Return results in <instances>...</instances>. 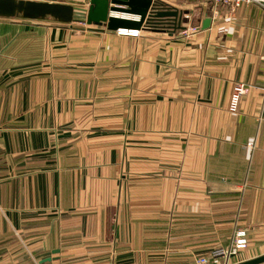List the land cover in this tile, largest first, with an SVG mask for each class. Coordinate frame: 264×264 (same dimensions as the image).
Wrapping results in <instances>:
<instances>
[{"label": "crops", "instance_id": "0c3cea01", "mask_svg": "<svg viewBox=\"0 0 264 264\" xmlns=\"http://www.w3.org/2000/svg\"><path fill=\"white\" fill-rule=\"evenodd\" d=\"M161 1L198 32L0 17V264L264 255V11Z\"/></svg>", "mask_w": 264, "mask_h": 264}, {"label": "water", "instance_id": "95a60500", "mask_svg": "<svg viewBox=\"0 0 264 264\" xmlns=\"http://www.w3.org/2000/svg\"><path fill=\"white\" fill-rule=\"evenodd\" d=\"M117 14L131 15L135 19L118 17ZM17 16L27 20H44L50 17L64 24L77 19H85L87 25H105L107 30L112 32L118 29L139 30L144 24L160 19L167 20L171 24V32L182 28L180 12L176 9L160 8L156 4H151L149 0H89L87 9L76 8L53 0H0V17L14 18ZM209 25L210 19L206 18L201 28L207 29ZM263 263L264 255L237 264Z\"/></svg>", "mask_w": 264, "mask_h": 264}, {"label": "built area", "instance_id": "2783aa9c", "mask_svg": "<svg viewBox=\"0 0 264 264\" xmlns=\"http://www.w3.org/2000/svg\"><path fill=\"white\" fill-rule=\"evenodd\" d=\"M149 1L151 2V4H156V6L158 3L160 4L162 2L161 0H149ZM211 1L215 6H227L231 10H236L242 6H247V5H257L264 11V0H211ZM144 27H148L147 24H144L142 26V30L144 29ZM198 30L199 28L196 26L193 27L184 26L179 30V33L182 34L183 36H190L198 32ZM140 31L141 28L139 30L118 29L116 31V34L119 36H128V37L137 38L140 35ZM246 93H247V86H245L242 83L233 84L229 98L228 112L230 113L237 112L239 102ZM247 146L252 148L253 144L250 143ZM246 246H247L246 233L243 230H238L234 232L229 246L227 248H219L214 250L210 254V258L221 259L223 262L222 264H229L230 259L237 256L241 250H244L246 248ZM196 264H208V259L199 258L197 259Z\"/></svg>", "mask_w": 264, "mask_h": 264}, {"label": "rangeland", "instance_id": "374dc122", "mask_svg": "<svg viewBox=\"0 0 264 264\" xmlns=\"http://www.w3.org/2000/svg\"><path fill=\"white\" fill-rule=\"evenodd\" d=\"M76 8L86 9L85 7H76ZM177 11L180 12L179 10H177ZM180 13H181V12H180ZM183 18H185V17H184V15L182 14V20H183ZM182 20H181V21H182ZM84 21H85V20H83V19L77 20V21L74 22L73 25H74V27H76V28L78 27V28L83 29V30H85V29H92V30H95V31L100 30V29H98V28H97V29L90 28V27L87 28L88 26L85 25ZM182 24H183V23H181V27H182ZM191 26H195V25H191ZM187 27H189V26H187ZM196 27H197V26H196ZM143 31H144V32H143L144 34H148L149 32H150V33H151V32H155V30H154V29H151L150 27H144ZM169 31H171V29H169ZM176 31H179V30H176ZM176 31H175V32H176Z\"/></svg>", "mask_w": 264, "mask_h": 264}, {"label": "trees", "instance_id": "16d2710c", "mask_svg": "<svg viewBox=\"0 0 264 264\" xmlns=\"http://www.w3.org/2000/svg\"><path fill=\"white\" fill-rule=\"evenodd\" d=\"M158 7H162L161 4H157ZM171 24L167 21V20H156V22H150L148 23V27H150L151 29H154L155 31L157 30H168L171 29L170 26Z\"/></svg>", "mask_w": 264, "mask_h": 264}, {"label": "bare ground", "instance_id": "6f19581e", "mask_svg": "<svg viewBox=\"0 0 264 264\" xmlns=\"http://www.w3.org/2000/svg\"><path fill=\"white\" fill-rule=\"evenodd\" d=\"M136 6H139L138 4L135 3Z\"/></svg>", "mask_w": 264, "mask_h": 264}, {"label": "flooded vegetation", "instance_id": "af4514ba", "mask_svg": "<svg viewBox=\"0 0 264 264\" xmlns=\"http://www.w3.org/2000/svg\"><path fill=\"white\" fill-rule=\"evenodd\" d=\"M151 21H152V20H151ZM155 22H156V21H155ZM155 22H154V23H155ZM147 25H148V23H147Z\"/></svg>", "mask_w": 264, "mask_h": 264}]
</instances>
